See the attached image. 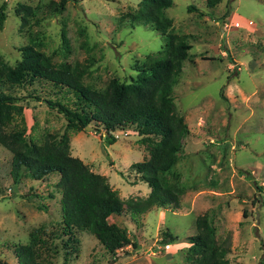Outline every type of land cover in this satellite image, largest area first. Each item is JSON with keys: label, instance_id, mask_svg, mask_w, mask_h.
I'll list each match as a JSON object with an SVG mask.
<instances>
[{"label": "rangeland", "instance_id": "374dc122", "mask_svg": "<svg viewBox=\"0 0 264 264\" xmlns=\"http://www.w3.org/2000/svg\"><path fill=\"white\" fill-rule=\"evenodd\" d=\"M58 0H0V56L9 65L19 48L37 37L52 62H90L83 83L102 91L108 79L135 76L134 66L157 57L163 37L148 25L130 24L136 0H66L60 13L44 6ZM35 9L20 28L14 9ZM228 4V5H227ZM192 6L193 9L188 7ZM230 12L224 16L226 7ZM170 31L186 35L188 58L172 88L173 103L187 134L172 170L183 194L175 206H151L139 214L124 211L107 218L123 228L129 243L107 253L96 239L78 231L76 249L63 247L65 236H47L42 258L49 264H188L199 257L188 237L195 217L205 213L216 240H229L228 264H264V0H172L164 10ZM38 18V22L34 19ZM63 29L68 47L60 39ZM19 99L25 139L41 143L46 133H61L65 119L46 100L72 106L73 95L44 79L1 87ZM19 121L18 116L13 123ZM11 125H8V129ZM68 132L70 154L92 172L104 175L121 200L142 198L149 188L129 168L147 158L145 145L131 125H114L107 144L101 126ZM10 152L0 145V262L17 264L16 244L43 226L56 232L60 220L56 173L31 179L23 173L13 184ZM168 235L173 239L169 242Z\"/></svg>", "mask_w": 264, "mask_h": 264}, {"label": "trees", "instance_id": "16d2710c", "mask_svg": "<svg viewBox=\"0 0 264 264\" xmlns=\"http://www.w3.org/2000/svg\"><path fill=\"white\" fill-rule=\"evenodd\" d=\"M219 0H206L211 7ZM66 0L50 1L44 6L50 13H60ZM172 0H136V7L129 13L130 24L148 25L163 37V46L157 57H146L134 66L135 76L127 80L112 77L102 91L83 83L90 62L70 65L52 62L50 55L39 49L37 37L28 38V44L19 48L20 58L14 65L7 64L0 56V88L44 79L53 85L66 88L74 101L73 107L59 100H46L65 119L61 133L51 132L43 136L41 143L25 139V123L19 99L0 90V145L10 156L9 176L17 184L23 173L37 180L50 173L58 175L54 186L59 193L60 220L56 232L47 235L43 226L29 230L28 242L16 244L13 255L17 264H49L42 258L48 247L47 236H65V253L76 249L78 231L91 234L107 253H114L130 242L124 229L108 222L112 214L124 209L139 214L151 206H175L183 194L178 173L172 166L178 159L181 140L187 134L182 116L177 114L173 103L172 88L188 58L186 35L170 31L171 20L164 10ZM228 5V4H227ZM189 9L194 7L189 6ZM20 20V28L28 25L35 9L18 3L14 9ZM230 12L227 6L224 16ZM4 19V4H0V27ZM38 22V18L34 19ZM60 39L64 49L68 43L63 29ZM18 116L19 121L13 123ZM101 126L107 144L115 141L111 132L114 125H131L141 135L139 142L145 145L147 158L129 165L149 188L142 198L121 200L111 189L104 175L92 172L79 158L70 154L68 132L80 131L85 126ZM8 125H11L8 129ZM195 232L188 237L193 251L199 257L188 264H228L226 254L229 240H216L214 229L205 213L195 217ZM172 237L168 235L169 242ZM0 264H3L0 262ZM262 264V263H258Z\"/></svg>", "mask_w": 264, "mask_h": 264}, {"label": "water", "instance_id": "95a60500", "mask_svg": "<svg viewBox=\"0 0 264 264\" xmlns=\"http://www.w3.org/2000/svg\"><path fill=\"white\" fill-rule=\"evenodd\" d=\"M84 128H85V129H90L91 127H90V126H85Z\"/></svg>", "mask_w": 264, "mask_h": 264}]
</instances>
